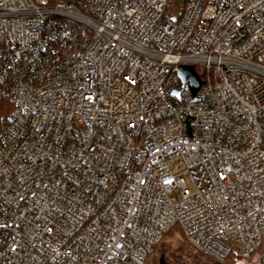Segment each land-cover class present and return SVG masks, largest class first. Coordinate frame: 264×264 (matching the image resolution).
<instances>
[{
    "label": "built area",
    "instance_id": "1",
    "mask_svg": "<svg viewBox=\"0 0 264 264\" xmlns=\"http://www.w3.org/2000/svg\"><path fill=\"white\" fill-rule=\"evenodd\" d=\"M182 1L0 0V264L264 243V0Z\"/></svg>",
    "mask_w": 264,
    "mask_h": 264
},
{
    "label": "trees",
    "instance_id": "2",
    "mask_svg": "<svg viewBox=\"0 0 264 264\" xmlns=\"http://www.w3.org/2000/svg\"><path fill=\"white\" fill-rule=\"evenodd\" d=\"M173 5L175 6L178 5L182 8V5L178 4V0H176V2H174ZM165 15L166 17H171V14L169 13V11H166ZM196 72L204 80L205 74L204 73L202 74L200 69H196ZM12 108H13V99L11 97L7 99H0V128L8 124L9 115H10ZM174 233H178L181 235L180 229L177 225L172 226L163 235L161 241L154 247L153 252L157 251L158 246L160 245V243L162 242L164 238L172 237ZM169 249H170V245H168V247L163 251L162 254L158 253V255L157 254L153 255V257L151 258L152 260H149V258L153 254L152 252L147 258L146 264L148 263L149 264H235L237 260H241L237 255L230 254L223 262H220L214 259L212 256H209L208 254L201 252V251H197L198 253L193 255L187 249H183L182 245H177L176 248L170 252H169ZM166 252H169V253L165 256ZM158 259H160L159 262H158Z\"/></svg>",
    "mask_w": 264,
    "mask_h": 264
},
{
    "label": "rangeland",
    "instance_id": "3",
    "mask_svg": "<svg viewBox=\"0 0 264 264\" xmlns=\"http://www.w3.org/2000/svg\"><path fill=\"white\" fill-rule=\"evenodd\" d=\"M180 6H175V5H170L168 11L170 14L176 13L181 11ZM254 62L257 63H264V52L261 54L257 55L254 59ZM180 169V167H179ZM170 245L169 252L172 251L173 249L176 248L177 245H182L183 249H187L190 251L193 255L197 254L198 252L193 250L185 241L182 237L178 235V233H174L172 237H167L162 240L160 245L157 248V251H154L149 260H152L151 258L153 255H158V253L162 254L163 251ZM166 252L165 256L169 253ZM160 259H158V262ZM149 262V261H148ZM149 264V263H148ZM235 264H264V243L260 246V248L254 253V255L251 257V259L244 261V260H237Z\"/></svg>",
    "mask_w": 264,
    "mask_h": 264
},
{
    "label": "water",
    "instance_id": "4",
    "mask_svg": "<svg viewBox=\"0 0 264 264\" xmlns=\"http://www.w3.org/2000/svg\"><path fill=\"white\" fill-rule=\"evenodd\" d=\"M182 3V0H178L179 5H182ZM179 16L180 12L175 13L172 18L173 21H177ZM177 75L180 81L184 84L185 89L188 90L194 97L203 84L194 68L192 66H179L177 70ZM172 94L173 96L178 95L177 92H173Z\"/></svg>",
    "mask_w": 264,
    "mask_h": 264
}]
</instances>
